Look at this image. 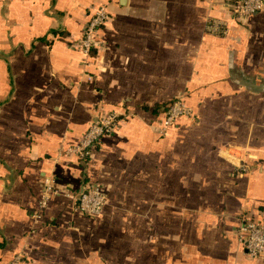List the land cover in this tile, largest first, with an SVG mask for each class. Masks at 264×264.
<instances>
[{"label":"crops","instance_id":"crops-1","mask_svg":"<svg viewBox=\"0 0 264 264\" xmlns=\"http://www.w3.org/2000/svg\"><path fill=\"white\" fill-rule=\"evenodd\" d=\"M233 1L0 0V264H264L236 233L241 213L264 219V7L236 17ZM178 96L194 114L162 134ZM110 111L131 116L87 164L64 154ZM49 175L60 193L34 224ZM90 182L94 216L66 195Z\"/></svg>","mask_w":264,"mask_h":264},{"label":"built area","instance_id":"built-area-1","mask_svg":"<svg viewBox=\"0 0 264 264\" xmlns=\"http://www.w3.org/2000/svg\"><path fill=\"white\" fill-rule=\"evenodd\" d=\"M229 6L236 17H248L264 7V0H234ZM108 18L107 6L101 3L94 7L82 29L78 45L84 54L86 68L91 64V50L99 46V33ZM193 114L192 108L185 103L183 96H178L165 109L158 123V132L164 134L180 117H192ZM123 117L124 115L116 111L97 115L90 121L79 141L64 148V154L77 157L78 160L87 164L92 151L100 144L103 137L111 135L116 130ZM56 193H60L56 179L52 175L45 177L37 206L31 215L34 224L43 220L44 211L51 197ZM66 195L74 201L75 209L88 216L99 214L106 203L104 189L98 182L86 183L76 195L67 193ZM236 233L237 241L247 256L258 258L264 255V219L257 220L243 212L238 217ZM24 263L23 253L16 252L7 264Z\"/></svg>","mask_w":264,"mask_h":264},{"label":"trees","instance_id":"trees-1","mask_svg":"<svg viewBox=\"0 0 264 264\" xmlns=\"http://www.w3.org/2000/svg\"><path fill=\"white\" fill-rule=\"evenodd\" d=\"M89 17H90V16H89ZM88 19H89V18H88ZM88 19H87V20H88ZM86 22H87V21H86ZM86 22H85V23H86ZM84 25H85V24H84ZM83 27H84V26H83ZM82 29H83V28H82ZM94 50H96L95 47L91 50V53L94 52ZM176 98H177V97H176ZM176 98H172V99L166 104V106L163 107V109H162V110H163V113H164L165 109L167 108V106H168L170 103H172ZM183 100H184V98H183ZM184 101H185V100H184ZM185 103H186V102H185ZM186 104H187V103H186ZM162 116H163V114H162ZM162 116H161V118H162ZM161 118H160V119H161ZM81 163H82V165H85V163H83V162H81Z\"/></svg>","mask_w":264,"mask_h":264},{"label":"rangeland","instance_id":"rangeland-1","mask_svg":"<svg viewBox=\"0 0 264 264\" xmlns=\"http://www.w3.org/2000/svg\"><path fill=\"white\" fill-rule=\"evenodd\" d=\"M123 115H124V117H127V116L129 117V116H131V115H129V114H123Z\"/></svg>","mask_w":264,"mask_h":264}]
</instances>
